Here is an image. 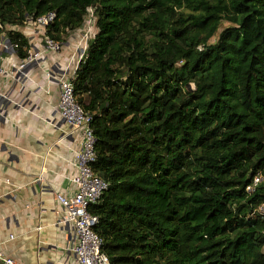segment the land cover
<instances>
[{
    "label": "trees",
    "instance_id": "16d2710c",
    "mask_svg": "<svg viewBox=\"0 0 264 264\" xmlns=\"http://www.w3.org/2000/svg\"><path fill=\"white\" fill-rule=\"evenodd\" d=\"M51 11L59 42L93 26L72 83L109 264H264V0H0V38L26 58Z\"/></svg>",
    "mask_w": 264,
    "mask_h": 264
},
{
    "label": "crops",
    "instance_id": "0c3cea01",
    "mask_svg": "<svg viewBox=\"0 0 264 264\" xmlns=\"http://www.w3.org/2000/svg\"><path fill=\"white\" fill-rule=\"evenodd\" d=\"M15 29L38 54L22 73L15 50L0 55L6 71L0 78V250L20 264H73L74 232L59 222L56 193H72L81 135L55 109V77L74 73L89 38L68 33L58 51H49L44 27Z\"/></svg>",
    "mask_w": 264,
    "mask_h": 264
},
{
    "label": "built area",
    "instance_id": "2783aa9c",
    "mask_svg": "<svg viewBox=\"0 0 264 264\" xmlns=\"http://www.w3.org/2000/svg\"><path fill=\"white\" fill-rule=\"evenodd\" d=\"M55 18V12L51 11L36 18L35 23L40 27H45ZM90 17L86 20V25L90 24ZM88 31L82 33V38L87 40ZM45 49L49 51H58L61 43L47 35L44 37ZM16 44H11L6 38H0V55L5 50H14ZM84 50L79 54L82 57ZM37 52L30 53L22 59L18 65L20 73L22 69L37 56ZM77 68V67H76ZM6 74L5 68L0 63V78ZM50 77H55L49 74ZM72 74L62 73L56 76L59 86V98L55 105L56 111L69 125L71 130L79 131L81 140L79 147L75 152L76 173L70 178L73 186L72 193H56V198L61 206V217L59 222L68 224L74 232L73 243L69 250L73 252V264H109L107 255L102 251V239L94 231V226L98 221L96 215L92 214L88 207L96 203L102 193L107 188V182L94 173L91 164L95 161L96 154L94 150L95 137L90 125L92 116L85 111L76 101L74 96V87L72 83ZM264 181V176L257 174L253 177L251 183L246 186L248 192ZM256 213L264 219V200L257 206ZM0 263L20 264L16 259L5 255L0 250Z\"/></svg>",
    "mask_w": 264,
    "mask_h": 264
},
{
    "label": "rangeland",
    "instance_id": "374dc122",
    "mask_svg": "<svg viewBox=\"0 0 264 264\" xmlns=\"http://www.w3.org/2000/svg\"><path fill=\"white\" fill-rule=\"evenodd\" d=\"M226 25H228V23H227V22H223V24H222L221 27L219 28V31L216 33V35L210 39V42H213V41H215V40L217 39V37H218V33H219V32L222 30V28H224ZM84 31H88V32H87V33H88V34H87V35H88V36H87V39H88V38L90 37L92 31H93V26H92L91 24L86 25ZM84 31H83V32H84Z\"/></svg>",
    "mask_w": 264,
    "mask_h": 264
},
{
    "label": "water",
    "instance_id": "95a60500",
    "mask_svg": "<svg viewBox=\"0 0 264 264\" xmlns=\"http://www.w3.org/2000/svg\"><path fill=\"white\" fill-rule=\"evenodd\" d=\"M63 121H65V120L63 119Z\"/></svg>",
    "mask_w": 264,
    "mask_h": 264
}]
</instances>
